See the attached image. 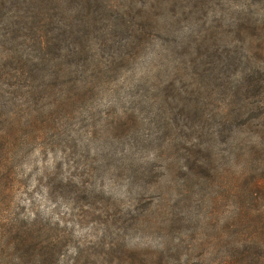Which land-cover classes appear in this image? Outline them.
I'll return each instance as SVG.
<instances>
[{
	"label": "rangeland",
	"instance_id": "1",
	"mask_svg": "<svg viewBox=\"0 0 264 264\" xmlns=\"http://www.w3.org/2000/svg\"><path fill=\"white\" fill-rule=\"evenodd\" d=\"M232 1H197L194 7L182 0L189 9L181 15L179 8L178 14L170 9L155 14L162 26L178 29L173 36L180 42L185 27L206 28L214 17L217 30L226 33L236 15ZM251 3V15L261 17L264 0ZM238 38L245 41L248 35ZM226 40L235 41L229 35ZM173 46L170 58L161 49L158 55L155 41L154 48L144 44L142 62L112 78L123 76L115 81L116 99L104 94L110 85L99 82L101 92L83 101L84 81L71 87L68 75L55 77L52 64L28 81L40 84V99L24 108H36L38 124L45 119L49 124L43 138H27L23 128L0 138V264H18L5 244L25 226L33 228L41 245L55 246L50 264H242L245 251L264 254V122L253 117L238 128L239 122L223 118L220 112L226 109L216 100L209 106L218 112L216 118L199 117L204 129H188L196 124L186 118L185 107L161 105L170 79L175 85L180 79L188 83L179 62L189 48ZM263 58L256 53L223 71L211 66L212 77L235 83L251 70L250 62L260 64ZM5 64L3 70L14 65ZM245 66L250 69L244 71ZM88 68L91 82L98 69ZM148 90V97L142 96ZM213 93L223 96L225 89L219 85ZM143 97L149 104L128 106V99ZM14 108L0 106V130L10 119L18 125L27 116L28 122L25 112L19 114L24 119L12 118ZM214 128L222 131L215 134ZM194 139L208 147L211 160L191 170L194 158H207L202 151L185 161V148Z\"/></svg>",
	"mask_w": 264,
	"mask_h": 264
},
{
	"label": "trees",
	"instance_id": "2",
	"mask_svg": "<svg viewBox=\"0 0 264 264\" xmlns=\"http://www.w3.org/2000/svg\"><path fill=\"white\" fill-rule=\"evenodd\" d=\"M197 1L204 0H189L194 7ZM251 1L256 4L258 0H245L244 3H240V0L232 1L236 15L229 20L230 28L224 29L226 33L217 30V26L213 24L217 18L214 17L206 28L198 23L190 28L185 27L186 30L180 35V42H177L173 31L178 29L162 26L160 14H155V11L169 12L170 9L172 14H178L176 8H179L181 15L189 9L182 0H0V106L17 107L11 109L12 118L24 119L25 117L19 115L21 112L30 115L28 122L26 116L25 122L18 125L10 119L0 130V138L12 137L21 128L27 130V138L38 139L46 136L49 120L45 119L38 124L34 115L38 110L24 108L38 105L40 84H28L36 72L52 64L55 77L68 75V82H72L71 87L84 81L81 88L83 87L85 102L93 100L95 94L101 92L99 82L110 85L104 94L116 99L120 87L115 81L123 76L115 80L112 78L125 67L127 75L128 69L140 64L144 58V44L154 48V41L158 47V55L161 49L170 58L174 54L173 44L184 47V51L189 48L179 62L186 71L185 80L188 83L184 85V80L180 79V85H175L176 81L170 79L166 85L164 82L161 84L164 85L161 105L185 107L186 118L196 124L188 129L195 132V126L204 129L199 125V117L206 120L216 118L218 112L209 107L214 106L216 100L226 109L220 112L224 114L223 118L239 122L241 125L238 128L248 125L253 117L259 116L258 119L264 122V58L260 60V64L250 62L251 70L247 69L248 65L243 67L244 71H248H241L240 79L235 83L223 76L212 77L211 72V66H217L223 71L229 65L251 61L256 53L264 56V14L261 17L260 14L252 16ZM191 13L190 11V15L186 16L190 17L189 23L192 19ZM241 33L243 37L248 35L245 41L238 38ZM228 35L235 39L231 45L226 40ZM158 36H164L165 40L168 37V44L156 42ZM212 39H217L219 44H214ZM252 52L254 53L250 56ZM7 61L14 65L3 70L1 67L6 66ZM90 65L98 69L91 82L86 78ZM151 65L146 64V67ZM149 73L151 72L148 70L146 74ZM202 78L206 82L202 83ZM218 80L225 82L218 83ZM219 85L224 87L225 93L215 98L213 92ZM148 92L151 91L140 95L147 96ZM48 96L54 99L51 94ZM129 96L135 97V94ZM236 99L240 101L237 105ZM141 102L149 104L144 97L127 100L128 106H136ZM254 110H258L256 115L242 118ZM218 123L220 122L214 120V124L219 125ZM214 129L215 134L222 131ZM52 131L55 135L56 132ZM202 151L207 154V158H194L195 164L192 169L190 167L191 170L210 165L209 149L202 146L198 139H194L185 148V161H189L195 152L201 154ZM54 250V245L51 248L41 245L37 235L33 233V228L28 226L5 244V251L18 264H50ZM60 262L61 260L58 264H69L68 261ZM241 263L264 264V254L254 255L245 251Z\"/></svg>",
	"mask_w": 264,
	"mask_h": 264
}]
</instances>
